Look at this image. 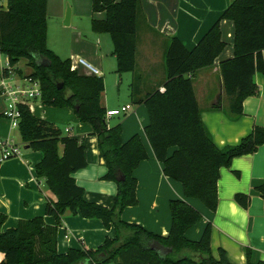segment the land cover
Returning <instances> with one entry per match:
<instances>
[{"label": "trees", "instance_id": "obj_1", "mask_svg": "<svg viewBox=\"0 0 264 264\" xmlns=\"http://www.w3.org/2000/svg\"><path fill=\"white\" fill-rule=\"evenodd\" d=\"M140 2L91 0V30L109 34L116 72L132 75L133 98L140 82L135 59L137 32L144 18ZM98 12H104V17L93 15ZM224 18L234 24L233 56L219 63L223 95L211 108L225 105L231 114L240 115L244 98L257 92L253 74L264 75V0H232L191 49L177 36L170 37L164 51V90L157 88L135 101H142L147 109L144 133L163 174L181 183L185 198L198 199L211 211L217 207L220 168L229 166L233 157L252 153L264 144V127L254 126L238 143L219 148L201 120L192 76L213 64L224 48L219 29ZM46 30V0H6L5 7L0 2V54L7 58L1 74L6 76L25 58L33 69L27 78L38 82L41 103L71 108L81 122L91 125L107 169L102 179L115 182L116 194L110 207L87 200L84 188L73 177L87 165L84 144L52 121L32 114L26 103H18L17 128L29 149L42 152L34 171L53 195L47 199L45 214L55 221L47 224L38 215L1 230L5 215L0 213V252L4 255L0 264H264L263 260L252 261L249 250L243 263L230 262L222 248L214 257L209 223L198 239L188 238L186 231L202 219V214L184 198L169 200L171 223L166 235L120 218L125 207L137 204L134 170L147 158L146 149L138 134L124 141L120 123L107 124L105 108L100 105L102 78L72 69L69 58H61L47 47ZM40 59L47 65H39ZM3 117L0 112V119ZM255 190L264 199V180ZM234 199L245 207L250 197L236 193ZM66 212L101 219L106 228L113 226L114 237L105 236L95 248L68 247L58 252L57 229ZM153 242L170 250L162 253L151 248Z\"/></svg>", "mask_w": 264, "mask_h": 264}, {"label": "crops", "instance_id": "obj_2", "mask_svg": "<svg viewBox=\"0 0 264 264\" xmlns=\"http://www.w3.org/2000/svg\"><path fill=\"white\" fill-rule=\"evenodd\" d=\"M231 1L141 0L144 18L140 21L137 32L135 59L140 82L135 98L131 93V73L119 75L116 72V59L109 34L95 33L91 30L90 20L88 25L84 26L76 19L81 14L79 0H70L75 16V19L69 22L72 24L71 28L63 25L61 21L63 12L60 8L52 22L49 23L47 20V47L59 57L69 58L73 69L88 75V72L76 62V58L81 57L98 69L100 74L97 76L102 78L106 86L110 83L108 77L112 72L117 73L118 84L122 79L125 80L126 88L121 96L118 94L117 98H111L107 91L102 92L100 96V105L105 111L126 104L131 106L128 111L120 115L122 118L110 116L105 118L106 122L109 126L120 123L121 138L124 141L133 134H138L147 152V158L139 162L134 170L137 181V204L122 210L120 218L124 221L137 223L151 232L166 235L171 223L169 200L187 199L181 183L163 174L161 163L155 158L144 133V126L148 123L147 109L142 101H135L163 85L166 79L164 51L170 37L177 36L185 47L191 49ZM0 2L3 7L6 6V0ZM86 13L91 19V0H87ZM93 15L103 18L104 12ZM219 29L221 39L225 43L224 48L213 64L193 73L192 81L203 125L215 145L223 148L238 143L254 126L264 127V75L260 72L253 74L252 79L257 85V92L244 98L240 115L231 114L225 105L216 109L211 108L216 98L223 95L219 63L233 56L232 20L221 19ZM72 43L79 46L80 52L75 55L72 54L74 51ZM155 47L157 52L154 50ZM16 65L10 68L6 76H3L1 68L7 66V58L5 56L4 60L0 59V76L2 75L4 84L25 87L29 82L25 75L21 77L15 72L14 67H18ZM79 68L84 71L80 72ZM145 79L149 81L147 84L144 83ZM1 88L0 81V112L3 113L8 99L2 94ZM129 100L137 105L133 108ZM25 103L32 114L53 123H57L63 117L78 123L76 132L69 135H73L79 143L84 144L87 165L75 171L73 177L76 183L84 188L87 200L112 206L116 184L102 179L107 169L97 145V137L91 134L93 130L91 125L81 122L71 108L49 109L52 106L43 105L39 96L28 98ZM16 128L11 126L8 118L0 119V139H11L20 150L18 155L0 160V213L5 215L1 230L16 226L21 219L38 215L43 216L47 224H54V217L45 214L47 199L53 198V195L47 190L44 179H37L34 171L35 164L42 157V152L26 148L19 131L17 137L14 135ZM71 131H73L71 127L65 130L67 133ZM263 180L264 144L258 146L252 153L233 157L229 166L220 168L215 210L207 209L198 199H187L201 212L202 219L185 234H188L190 239H198L204 226L209 223L210 249L214 257H217L218 248H222L230 262L243 263L247 260L249 250L252 261H264V199L255 190V186ZM236 193L249 195L247 206H241L235 201ZM114 234L113 226L106 228L99 218H85L80 214L66 212L61 226L57 229V251L64 252L68 247L95 248L103 242L105 236L114 237ZM3 256L0 252V261Z\"/></svg>", "mask_w": 264, "mask_h": 264}, {"label": "rangeland", "instance_id": "obj_3", "mask_svg": "<svg viewBox=\"0 0 264 264\" xmlns=\"http://www.w3.org/2000/svg\"><path fill=\"white\" fill-rule=\"evenodd\" d=\"M79 3H80L79 8L81 10V14H79L76 19L78 20L79 24H84V26L85 25L87 26L88 22L90 20V17L86 13L87 0H79ZM68 7L70 8V11H71V15H70V22H71V20L75 19V16L73 15V10H72L73 7H72L70 0H46V9H47L46 14H47V20L49 21V23L52 22V19H54L56 17V12L59 10V8L62 9V12H63V17L61 19V21L63 22L65 11ZM89 8H90V6H89ZM68 27L71 28L72 24L70 23L66 28H68ZM72 46H73L72 48L74 50V51H72L73 55H75L77 52H80V50L78 49V47H79L78 44L72 43ZM154 50H155V52H157V47H155ZM0 59L4 60L5 55L0 54ZM16 66H18V67H16V68L14 67V70L21 77L23 75H25L27 78V76L33 71L31 65L29 64V62L25 58H21L18 61V64ZM79 71L83 72L84 70L82 68H79ZM136 72H137V70H136ZM127 74H129V72L122 73L121 75H127ZM108 78H109L110 83L107 86L104 83V91L103 92L105 93L107 91L108 95L111 98H117L118 94L121 96L122 93L125 92V88H126L125 80L122 79V81L118 84V82H117L118 76H117V73H115V72H112ZM148 82L149 81L147 79L144 80L145 84H147ZM117 84H118V86H117ZM129 102H131V104L133 105V108L137 105L135 103H132V101H130V100H129ZM47 107H49V106H47ZM52 108L58 109V108H54V107H51L49 109H52ZM114 118L119 119V118H122V116H120V115L114 116ZM109 121H111V120H108V122ZM55 124L58 125L62 129L63 133L74 134L76 132V126L78 123H74V121H71L70 119H67L66 117H63V118L59 119V121ZM109 124H114V123H109ZM65 127L66 128L71 127V129H73V131H71L70 133H67L64 130ZM17 131H18V128H16V134H14L16 137H17V133H18ZM14 132H15V130H14ZM16 140H17V138H16ZM186 235H187V237H189L188 234H186ZM85 248H87V247H85Z\"/></svg>", "mask_w": 264, "mask_h": 264}, {"label": "built area", "instance_id": "obj_4", "mask_svg": "<svg viewBox=\"0 0 264 264\" xmlns=\"http://www.w3.org/2000/svg\"><path fill=\"white\" fill-rule=\"evenodd\" d=\"M76 62L78 65L82 66L88 74L99 75L100 72L93 65L88 63L85 59L81 57L76 58ZM73 69L74 67L71 66ZM2 69V68H1ZM2 75L0 76V81L2 83L1 92L8 99L7 107L3 114L6 118L10 120L12 127L18 126V121L20 117V112L17 108L18 103H25V100L28 98L38 97L40 95V89L37 81H32L27 78L29 82L25 87H12L8 84H4ZM160 91L164 90V87H159ZM131 108L129 104L121 106L119 108L108 109L105 111V118L110 116H116L124 114ZM66 131L68 128L65 129ZM20 153L19 148L13 143V141L9 138L0 139V160L16 156Z\"/></svg>", "mask_w": 264, "mask_h": 264}, {"label": "water", "instance_id": "obj_5", "mask_svg": "<svg viewBox=\"0 0 264 264\" xmlns=\"http://www.w3.org/2000/svg\"><path fill=\"white\" fill-rule=\"evenodd\" d=\"M70 15H71V11H70V8L68 7L65 11V15H64V18H63V25H69V22H70ZM37 63L39 65H47V61L46 60H38ZM26 148H28V146H26ZM151 248H154L156 250L158 249H161V252L164 253V252H167L170 250V248H167V247H163L162 245H160L159 243L157 242H153L151 244Z\"/></svg>", "mask_w": 264, "mask_h": 264}]
</instances>
